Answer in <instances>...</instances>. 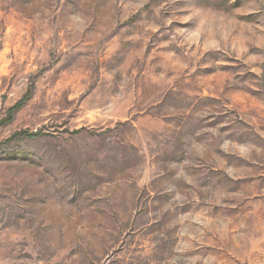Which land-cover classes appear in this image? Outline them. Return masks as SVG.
Instances as JSON below:
<instances>
[{
    "label": "rangeland",
    "instance_id": "374dc122",
    "mask_svg": "<svg viewBox=\"0 0 264 264\" xmlns=\"http://www.w3.org/2000/svg\"><path fill=\"white\" fill-rule=\"evenodd\" d=\"M27 94L0 264H264V0H0Z\"/></svg>",
    "mask_w": 264,
    "mask_h": 264
},
{
    "label": "trees",
    "instance_id": "16d2710c",
    "mask_svg": "<svg viewBox=\"0 0 264 264\" xmlns=\"http://www.w3.org/2000/svg\"><path fill=\"white\" fill-rule=\"evenodd\" d=\"M29 95L27 94L26 96H24L21 100H19L16 104H14L12 107H10L9 109V115L7 118L1 119L0 120V125H3L5 123H7L8 120L12 119L13 114L24 105V103L26 102V100L28 99ZM22 134H26V135H32L35 136L37 135V133H31L28 131H22L20 132Z\"/></svg>",
    "mask_w": 264,
    "mask_h": 264
}]
</instances>
